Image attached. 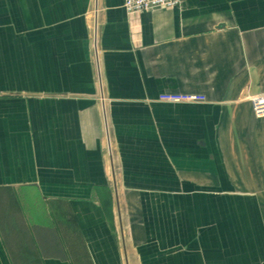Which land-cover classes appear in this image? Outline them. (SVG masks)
I'll use <instances>...</instances> for the list:
<instances>
[{"label": "crops", "instance_id": "obj_1", "mask_svg": "<svg viewBox=\"0 0 264 264\" xmlns=\"http://www.w3.org/2000/svg\"><path fill=\"white\" fill-rule=\"evenodd\" d=\"M122 4L0 0V264H264V0Z\"/></svg>", "mask_w": 264, "mask_h": 264}, {"label": "built area", "instance_id": "obj_2", "mask_svg": "<svg viewBox=\"0 0 264 264\" xmlns=\"http://www.w3.org/2000/svg\"><path fill=\"white\" fill-rule=\"evenodd\" d=\"M181 4V0H123L122 7L127 14H141L150 12L155 9H175ZM92 53L93 64L95 67V75L97 85L101 87V71H100V57L98 52V44L96 41V34L94 27L92 29ZM158 99L162 102L169 103H199L204 102L205 98L198 95H184V94H161ZM253 113L256 115L264 114V97L256 96L250 100Z\"/></svg>", "mask_w": 264, "mask_h": 264}]
</instances>
